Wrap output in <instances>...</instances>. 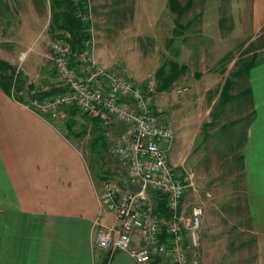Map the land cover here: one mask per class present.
I'll return each instance as SVG.
<instances>
[{
    "label": "rangeland",
    "instance_id": "obj_1",
    "mask_svg": "<svg viewBox=\"0 0 264 264\" xmlns=\"http://www.w3.org/2000/svg\"><path fill=\"white\" fill-rule=\"evenodd\" d=\"M179 2L186 4L188 0ZM252 2L193 0L190 9L180 19L182 24L175 27L174 14L168 8V0H88L95 60L123 72L138 83L144 82L149 72L156 74L149 107L158 122H168L174 132V138L171 141L163 140L161 145L166 147L172 163L185 161L194 169L198 198L204 206L199 254L195 258L199 264H222L225 261L222 254L231 250L225 251L219 242L220 238L222 240L223 236L233 233L236 243H239L244 233L242 229L246 228L243 193L238 179L232 173L235 166L231 162L233 155L237 158L239 150L235 149L227 156L230 151L226 148L229 147L223 146L218 148L222 149L220 153L223 154L217 155L213 148L216 141L211 135L204 140L202 125L211 119L210 110L215 109L212 101L214 103L218 98L224 78L237 66L235 60L243 52L244 60L252 55L248 51V43H244L252 32L249 15ZM32 7L39 12L45 7V15L36 20ZM50 15L49 0H0V46L4 48L2 50L0 47V61L25 77L27 60L39 53L41 41H46V54L53 38L52 33L61 30L50 25ZM186 21H190L189 26L184 25ZM8 34L17 43L20 58L16 55L14 59L12 42H2ZM261 43L262 39H258L256 46ZM22 52L24 55H21ZM97 54L103 63L97 60ZM226 59H232L231 63L226 62ZM43 60L42 64L49 65L45 55ZM226 68L228 72L221 74ZM48 71L46 74L32 76L31 79L36 78L37 85L45 83L53 87L57 83V75L53 71L56 77L52 76V68ZM9 72L6 69L5 73ZM215 73L221 75L220 80L210 86ZM170 79L173 81L167 82ZM164 80L167 83L162 84ZM178 89L184 90L177 92ZM158 109L161 112L158 113ZM216 111L221 112L219 124L241 119L239 113L236 115L229 112V109L222 112L216 108ZM250 118L241 119L234 127V142L243 140ZM75 120V131L86 145L84 149L92 171L95 175L101 174L103 181L112 182L116 188L126 189L127 180L115 161L113 144L108 150V139L105 136L95 138L94 129L88 128V120L79 114ZM216 128L217 124L208 126L207 131L211 134ZM69 135L72 140L78 141L73 134ZM221 143L227 145L225 140ZM149 194L154 199L155 192L150 191ZM182 199H185V208L189 209L193 201L191 195L185 197L184 194ZM214 222L217 224L216 229ZM241 250L244 251V248L240 251L232 250V256L238 258L242 254Z\"/></svg>",
    "mask_w": 264,
    "mask_h": 264
},
{
    "label": "crops",
    "instance_id": "obj_2",
    "mask_svg": "<svg viewBox=\"0 0 264 264\" xmlns=\"http://www.w3.org/2000/svg\"><path fill=\"white\" fill-rule=\"evenodd\" d=\"M32 10L36 20L46 13L45 7L41 12ZM249 15L252 32L245 45L264 35V0H253ZM7 41L13 43L14 59L16 55L20 58L17 43L9 34L2 42ZM45 44L41 41L39 53L27 60L26 76L17 79L10 92L0 87V264H138L126 252L107 251L93 243L96 223L110 224L112 217L100 211L98 195L104 181L91 169L86 145L75 131V117L79 114L88 120L95 138L105 136L108 150L123 126L114 119L104 123L75 109L68 110L63 119L49 120L26 106L36 82L31 77L52 68L42 64ZM255 53L258 60L247 75L234 78L237 91L231 92L244 90L241 95H248L228 105L229 112L251 118L239 149L246 228L239 243L233 233L220 238L225 251L231 250L222 254V264H264V48ZM97 60L103 63L98 54ZM226 72L227 68L221 74ZM52 76L56 77L54 72ZM220 77L215 73L210 86ZM70 133L78 141L72 140ZM120 169L126 178L125 170ZM133 239L137 242L136 236ZM242 248L245 252L241 250L238 258L232 256V250Z\"/></svg>",
    "mask_w": 264,
    "mask_h": 264
},
{
    "label": "built area",
    "instance_id": "obj_3",
    "mask_svg": "<svg viewBox=\"0 0 264 264\" xmlns=\"http://www.w3.org/2000/svg\"><path fill=\"white\" fill-rule=\"evenodd\" d=\"M76 12L86 24L89 38L81 50L74 51L70 30L54 33L45 57L57 75L53 87L59 90L39 97L36 93H45L51 87L34 82L33 96L26 106L49 120L63 119L68 110L75 109L104 123L114 119L123 126L112 153L125 170L128 186H138L139 190L118 189L108 180L103 182L98 203L102 213L111 215L112 222L96 223L95 246L126 252L138 264H151L156 258L167 264H199L195 258L199 254L204 206L198 198L194 169L185 161L172 163L161 145L163 140L171 141L174 132L151 113L154 72L138 83L123 72L99 64L94 58L89 5L87 10L78 8ZM150 191L165 199L167 217L156 215ZM184 194L193 199L189 213L183 203Z\"/></svg>",
    "mask_w": 264,
    "mask_h": 264
},
{
    "label": "trees",
    "instance_id": "obj_4",
    "mask_svg": "<svg viewBox=\"0 0 264 264\" xmlns=\"http://www.w3.org/2000/svg\"><path fill=\"white\" fill-rule=\"evenodd\" d=\"M122 2L124 0H115V2ZM193 0H188V2L186 4H181L179 2V0H168V8L170 10V12H172L174 14V23H175V27L180 26L182 23L180 22V19L182 18V15L190 9L191 5H192ZM49 5H50V13H51V23L50 25H52V27L54 28H61V29H68L72 32L73 34V40H72V45H73V50L74 51H79L81 50V48L84 45V42L89 38V33L85 30V26L86 24L83 23L80 19V17H78L77 15V9L81 8L84 10H87L88 8V0H79L78 5H74L73 2L71 0H49ZM185 26H189L190 25V21H186L184 23ZM54 28L52 29L54 31ZM176 32V30L174 31ZM259 39V41L262 39V43L259 44V46H256L257 44V40ZM256 39V41H251L248 43V51L252 52V55L247 59L244 60L242 59V57L245 55V52H243V54H241V56L239 58H237L234 62V64H237V66L235 67L234 70L231 71L230 75H228L221 87L220 90L218 91V98L216 99V101L213 103V106L215 107V109H211L210 110V115H211V119L205 123H203L202 125V133H203V138L204 140L208 139L209 136L211 135V137L216 141V143L214 144V150L216 151V154H223L220 153V149H218L219 147L222 148L223 146L225 147H229L226 148L227 150L229 149V153L234 152L235 149L239 150L240 149V143L241 141H235V129L234 127H236L239 123V121H241V119H247V117H249V115H245L244 117H242L241 119H235V120H229L226 123H220L219 124V120H220V114L221 112H217L216 108L219 110L225 111L228 109V105L230 104L231 100L233 99H238L240 96H245L248 95V93L245 95H241V93H244V90H240L238 92H236L235 94H232L231 92L234 89V78H239L241 76H245L248 74V70L250 68V66H252L257 60H258V55L255 52L256 49H260L264 47V35H262V37ZM262 46V47H261ZM227 60V59H226ZM225 60V61H226ZM232 59H229V61L227 60L226 62H230ZM77 62L73 61L72 66L76 67ZM10 65H7L5 63H2V61H0V87L6 91V92H10L12 86L15 84V82L17 81V79L21 78V73L20 72H16L15 70H11L10 69ZM6 69H9L10 72L9 74H6ZM185 70V69H183ZM160 73L158 72L157 75H159ZM156 76V74H155ZM158 78V77H157ZM173 79H170L167 82H172ZM165 80L162 81V84H165ZM166 82V83H167ZM59 89H50L49 91L45 92V93H40L39 97H43L44 95H52L53 93L57 92ZM240 94V95H239ZM217 124V128L214 129L212 131V133L210 134L207 131V127H213ZM232 139V141H228ZM226 141L227 145L221 143V141ZM228 141V142H227ZM231 142V143H230ZM233 143V144H232ZM225 149V148H224ZM224 156V155H222ZM232 164L234 167V170H232L233 175L235 176V179H238V185L240 186V182H241V177H242V157L240 154V150L238 151V155L237 158L234 157V155L232 156ZM231 164V165H232ZM237 164V166L235 165ZM231 168H229L230 170ZM230 174V172H229ZM240 180V181H239ZM241 189V187H240ZM155 212L156 215L158 217H167L168 216V209L166 208L165 205V199L163 198V196H161L160 193L155 192ZM159 259H154L152 261L153 264H158L159 263Z\"/></svg>",
    "mask_w": 264,
    "mask_h": 264
},
{
    "label": "water",
    "instance_id": "obj_5",
    "mask_svg": "<svg viewBox=\"0 0 264 264\" xmlns=\"http://www.w3.org/2000/svg\"><path fill=\"white\" fill-rule=\"evenodd\" d=\"M129 188H130L132 191H137V190H139V187H138V186H129Z\"/></svg>",
    "mask_w": 264,
    "mask_h": 264
}]
</instances>
